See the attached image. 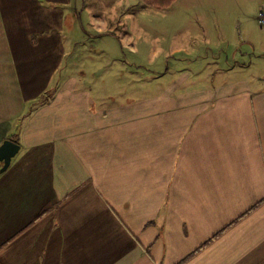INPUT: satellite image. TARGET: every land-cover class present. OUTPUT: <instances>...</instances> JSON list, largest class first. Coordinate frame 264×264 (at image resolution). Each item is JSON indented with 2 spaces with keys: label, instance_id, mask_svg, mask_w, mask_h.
Wrapping results in <instances>:
<instances>
[{
  "label": "crops",
  "instance_id": "1",
  "mask_svg": "<svg viewBox=\"0 0 264 264\" xmlns=\"http://www.w3.org/2000/svg\"><path fill=\"white\" fill-rule=\"evenodd\" d=\"M184 1L208 75L182 87L177 58L160 94L128 82L102 105L69 75L87 47L62 35L70 0H0V144L19 145L0 170V264H264V40L249 27L264 0Z\"/></svg>",
  "mask_w": 264,
  "mask_h": 264
},
{
  "label": "rangeland",
  "instance_id": "2",
  "mask_svg": "<svg viewBox=\"0 0 264 264\" xmlns=\"http://www.w3.org/2000/svg\"><path fill=\"white\" fill-rule=\"evenodd\" d=\"M147 2L145 0H70V4L66 6L63 37L67 40L68 38L71 40L78 38V40L87 42L85 52L81 47L80 50L72 54L71 64L68 66L69 75L77 79L78 85L93 84L95 102H101L104 105L109 98L119 97V99H123L125 95L121 93L117 96H108L107 93L116 89L117 91H127L128 82L129 87H133L132 95L134 98L141 99L156 93L160 94L161 88L158 89L159 86L156 81H160L166 70L169 73H175V76L181 75L180 72L183 70L192 71L193 78L185 81L186 76L184 79L182 87L185 88L193 85L196 79L205 76L206 73L208 75L207 67L209 64L205 61H198L196 56L209 57L211 52L203 45L201 46L203 43L200 39L198 40L199 35H201L200 30L192 24L191 16L185 11V9L193 8L188 5L190 1H184L183 6L181 3L176 5L173 2L169 6L152 5ZM95 21L98 23L96 24ZM249 27L256 35L253 38L258 41L264 40V31H259L260 26L256 20L250 23ZM175 34H178V37ZM237 35L238 32L231 33L232 38ZM197 42L199 46L195 48L194 52L187 51L188 44L194 45ZM179 45H182L186 52L184 50L174 52L158 61L164 51H171ZM132 47H135L136 50H131ZM221 48L229 56L235 50L227 45L221 46ZM89 49L99 51L103 49L106 54L90 61L87 58ZM215 51L217 52L218 49ZM250 53L249 57L255 55L252 54L254 52ZM117 56L119 62L115 60L116 63H107L114 62L111 57L115 59ZM177 58L184 61L177 68L180 72L174 71L175 64L170 62ZM191 59L197 61L191 63ZM81 64H84L82 68L87 69L84 78L81 76ZM197 66L200 67L197 68ZM100 67H104L102 69L105 70L101 73V78H95L94 75L97 72L94 71ZM123 71L129 72V79L121 78ZM160 71L161 74H159ZM153 76L159 77L155 79ZM204 80L206 79L198 82ZM171 81L173 83L175 79H171ZM0 164L1 169L2 163L0 162Z\"/></svg>",
  "mask_w": 264,
  "mask_h": 264
},
{
  "label": "water",
  "instance_id": "3",
  "mask_svg": "<svg viewBox=\"0 0 264 264\" xmlns=\"http://www.w3.org/2000/svg\"><path fill=\"white\" fill-rule=\"evenodd\" d=\"M18 149L19 145L14 140H3L0 144V162L2 163L0 170H4L9 165L11 158L17 153Z\"/></svg>",
  "mask_w": 264,
  "mask_h": 264
},
{
  "label": "built area",
  "instance_id": "4",
  "mask_svg": "<svg viewBox=\"0 0 264 264\" xmlns=\"http://www.w3.org/2000/svg\"><path fill=\"white\" fill-rule=\"evenodd\" d=\"M256 21L259 26L264 27V7L260 8L256 15Z\"/></svg>",
  "mask_w": 264,
  "mask_h": 264
},
{
  "label": "trees",
  "instance_id": "5",
  "mask_svg": "<svg viewBox=\"0 0 264 264\" xmlns=\"http://www.w3.org/2000/svg\"><path fill=\"white\" fill-rule=\"evenodd\" d=\"M145 1H148L147 3L148 4H162L164 6H169L170 4H172V2H174L175 0H157V3L156 0H145Z\"/></svg>",
  "mask_w": 264,
  "mask_h": 264
}]
</instances>
